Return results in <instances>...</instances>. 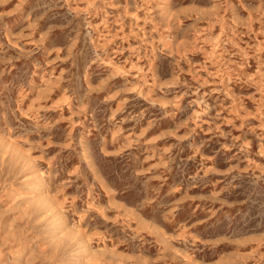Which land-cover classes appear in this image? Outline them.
<instances>
[{"label": "rangeland", "instance_id": "rangeland-1", "mask_svg": "<svg viewBox=\"0 0 264 264\" xmlns=\"http://www.w3.org/2000/svg\"><path fill=\"white\" fill-rule=\"evenodd\" d=\"M0 264H264V0H0Z\"/></svg>", "mask_w": 264, "mask_h": 264}]
</instances>
